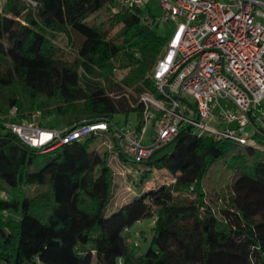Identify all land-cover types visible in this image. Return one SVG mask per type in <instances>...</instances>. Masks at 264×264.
<instances>
[{
  "label": "trees",
  "instance_id": "trees-1",
  "mask_svg": "<svg viewBox=\"0 0 264 264\" xmlns=\"http://www.w3.org/2000/svg\"><path fill=\"white\" fill-rule=\"evenodd\" d=\"M35 1L34 10L20 0L0 6V264H264V132L243 130L240 143L182 126L141 162L169 180L107 215L118 190L112 163L131 159L114 147L112 120L124 115L126 125L135 114L140 124L141 95L161 98L151 73L167 39L150 4L114 14V0ZM99 13L98 25L85 23ZM73 35L80 43L69 59L56 41L65 36L71 48ZM34 114L44 129L53 128L42 119L59 117L66 129L107 122L110 130L40 153L7 127ZM99 136L110 142L103 154L91 149ZM33 187L44 191L31 197ZM188 193L193 200L177 197ZM145 219L152 238L135 255L128 233Z\"/></svg>",
  "mask_w": 264,
  "mask_h": 264
},
{
  "label": "built area",
  "instance_id": "built-area-1",
  "mask_svg": "<svg viewBox=\"0 0 264 264\" xmlns=\"http://www.w3.org/2000/svg\"><path fill=\"white\" fill-rule=\"evenodd\" d=\"M20 1L33 10L39 6L35 0ZM151 1L114 0L111 12L116 14L119 8L143 9ZM156 1L162 13L160 20L174 27L151 73L161 98L142 94L141 123L131 127L127 122L123 130L113 127L118 154L141 163L172 142L182 126L191 127L198 136L240 143L247 140L239 133L250 124L261 132L255 120L264 118V0ZM221 99L237 109L220 113L222 122L237 124L222 131L212 125ZM10 114L15 115L16 109ZM37 117L34 114L20 125L7 127L40 153L110 130L107 122L44 129L35 124ZM150 122L154 130L151 144L146 146V126Z\"/></svg>",
  "mask_w": 264,
  "mask_h": 264
},
{
  "label": "rangeland",
  "instance_id": "rangeland-1",
  "mask_svg": "<svg viewBox=\"0 0 264 264\" xmlns=\"http://www.w3.org/2000/svg\"><path fill=\"white\" fill-rule=\"evenodd\" d=\"M150 9L152 11V14L155 16V21L157 22V25L154 26L155 31L162 38L169 39L174 28L173 25L171 23H167L160 20V18H162V13L158 7L157 2L150 3ZM102 18V13H99L97 15H91L85 20V23L89 26H95L102 21ZM118 29H116L114 32H116ZM72 41H74V44L71 48L69 47L71 44H69L68 39L65 36H59L56 41V43L60 47L65 49L66 56L69 59L74 56V51L80 43V38L73 35ZM124 75V71H117L116 79L120 80ZM218 104L219 106L214 111V119L212 125L218 128L220 131L231 128L233 125H237L236 123L227 124L220 120V113L223 110L237 112V109L234 104L222 99L219 100ZM262 106H264V104H262ZM125 119L126 117L124 115H117L113 118L112 121L116 125L118 130H123L124 128H126V126L124 125ZM127 120L131 123V127H134L138 122L137 116L135 114H130ZM38 121L39 119L37 117V119L35 120V124L37 126H39ZM41 123L48 128H53L57 130H61L64 128V124L62 123L59 117L44 118L41 120ZM255 125L258 129L264 132V118H258L257 120H255ZM153 130L154 124L152 122L148 123L146 126L144 145L147 146L151 144ZM252 134L253 126L250 124L244 129L242 135H247L248 137H251ZM109 147V139L108 137L104 136L97 137L91 145L92 150H98L101 154H103L105 151H108ZM38 166V164L35 165V167ZM111 168L116 174V177H114V183L117 185L118 190L115 191L111 200L109 201V204L107 206V215H111L123 204L135 199L142 192L154 189L158 185H161L167 180H169L170 178L169 174L165 170L154 169L145 163H134L131 159H128V161H125L121 158L117 159L115 162L112 163ZM28 170L32 172L36 170V168L30 167ZM26 191L32 197L44 191V189L33 187L26 189ZM3 195V191L0 189V197ZM177 197L179 200L194 199L192 194L189 193L184 194L182 196L178 195ZM152 224L153 219H145L139 223L134 224L130 228L128 233L130 243L128 244V247L135 255H141L145 253V251L148 249L152 238ZM135 243L138 244L137 247L133 246V244Z\"/></svg>",
  "mask_w": 264,
  "mask_h": 264
},
{
  "label": "water",
  "instance_id": "water-1",
  "mask_svg": "<svg viewBox=\"0 0 264 264\" xmlns=\"http://www.w3.org/2000/svg\"><path fill=\"white\" fill-rule=\"evenodd\" d=\"M176 139V138H175ZM174 139V140H175ZM166 146H162L159 149H157L148 159L147 161H149L150 159H152L157 153H159L160 151L164 150Z\"/></svg>",
  "mask_w": 264,
  "mask_h": 264
},
{
  "label": "crops",
  "instance_id": "crops-1",
  "mask_svg": "<svg viewBox=\"0 0 264 264\" xmlns=\"http://www.w3.org/2000/svg\"><path fill=\"white\" fill-rule=\"evenodd\" d=\"M234 127H236V125L235 126L233 125L231 128H234Z\"/></svg>",
  "mask_w": 264,
  "mask_h": 264
},
{
  "label": "bare ground",
  "instance_id": "bare-ground-1",
  "mask_svg": "<svg viewBox=\"0 0 264 264\" xmlns=\"http://www.w3.org/2000/svg\"><path fill=\"white\" fill-rule=\"evenodd\" d=\"M119 158V157H118ZM120 159V158H119ZM122 159V158H121Z\"/></svg>",
  "mask_w": 264,
  "mask_h": 264
}]
</instances>
